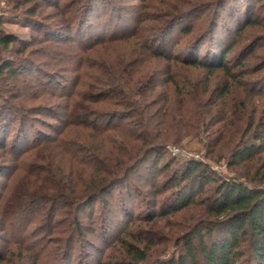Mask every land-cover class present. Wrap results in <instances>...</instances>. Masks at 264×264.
<instances>
[{"label": "rangeland", "instance_id": "374dc122", "mask_svg": "<svg viewBox=\"0 0 264 264\" xmlns=\"http://www.w3.org/2000/svg\"><path fill=\"white\" fill-rule=\"evenodd\" d=\"M220 5L219 0H0L1 32L18 38L2 55L14 59L16 64L20 57L26 59L24 65L32 64L31 73L21 72L18 79L7 76L0 80V104L10 101L26 113L28 123L22 128V134L27 135L22 138L29 136L13 149L11 146L20 133V124L16 115H5L10 133L6 137L8 146L0 145V257L4 260L0 264H31L30 244L41 247L56 264H118L124 255L118 246L119 239L129 232L138 237H146L147 233L149 237L152 231L156 233L158 244L154 247L158 252L150 251L152 259H167L180 251L183 240L177 239L178 236L187 227L208 217L205 202L214 188L213 182L200 180L192 184L191 180H183L185 165L192 161L202 162L219 180L240 172V168L228 160L229 152L218 153L216 149L213 153V147L206 145L222 125L215 119L209 118V129L200 134L194 130L178 142L156 148L118 184L77 209L58 194L56 200L51 194L42 201L35 200L33 191L37 190L30 189V183L50 174L60 181H73L84 171L90 173V167L79 161L95 156L91 153L97 140L93 145L87 142L96 135L90 123L107 128L129 121L111 117L115 109L125 111L126 108L118 103L128 100L114 97L111 82L107 81H110L108 71L131 70L144 58L142 41L129 43L119 38L126 32L140 30L144 37H154L155 46L181 56L193 52L196 46L201 56L203 53L215 56L230 48L226 63L236 71V63L245 57L242 64L248 74L242 81L249 88L264 89V0H229L226 5ZM244 12L247 17L252 16L256 24L236 34L233 19L240 20L242 26L240 16ZM16 13L21 14L18 17ZM168 17L172 22L163 27V20ZM187 25L193 27V32L181 36V27ZM213 29H216V38L212 39ZM220 40H224L221 48ZM20 46L26 50L19 52ZM164 64L165 61L157 59L151 61L152 68L145 81L139 84L138 92L164 100L165 94L161 92L170 90L164 82ZM140 69L141 74L146 73L147 63ZM136 72L138 75L139 71ZM183 75L191 83L189 91L192 88L201 91L206 79L210 81L213 93L206 107L211 109L214 105L210 103L218 99L220 88L228 81L222 73L207 78L189 70ZM111 94L116 104L110 106L101 102ZM74 103L84 115L85 111L97 112L74 119L72 115L78 113V110L71 112ZM181 116L173 121L178 119L180 124L189 121L185 115V118ZM151 119L160 122L157 129L163 128L162 116L155 109L151 110ZM73 121L84 122L74 126L71 125ZM174 122L173 125L179 124ZM61 137L64 142L60 141ZM60 143L80 145L87 150V155L75 158L66 155ZM220 155L225 156L219 158ZM84 187L86 185L80 184L77 189ZM181 187L188 196L194 195L195 203L178 211L167 210L168 215H163V208L171 209L169 204ZM76 217L81 221L80 231L72 229ZM67 247L68 252L59 261ZM164 247L166 250L162 252Z\"/></svg>", "mask_w": 264, "mask_h": 264}, {"label": "trees", "instance_id": "16d2710c", "mask_svg": "<svg viewBox=\"0 0 264 264\" xmlns=\"http://www.w3.org/2000/svg\"><path fill=\"white\" fill-rule=\"evenodd\" d=\"M31 1L33 0H27V2ZM219 1L222 2L221 7L226 5L229 0ZM244 13L240 16L243 18L242 26L240 20L233 19L236 34H241L245 28L256 24L255 20L251 18L252 16L247 17V14ZM19 14L21 13H16V16L19 17ZM26 16L29 20V15ZM170 18L163 20V25L162 23L161 25L164 27L172 22ZM215 30L213 29L211 32L212 39L216 38ZM133 32H126L119 38L125 39L129 43L142 41V45L144 44V58L134 66L139 74L136 75L138 72L134 71V68L131 70L122 69V71L111 70L107 73L110 78V81H107L111 82L113 96L120 97L121 101L128 100L126 103H118L126 108L125 111L115 109L116 111L111 113V117L127 118L129 121L113 126L108 125L107 128L98 123H90L91 129L96 135L87 142H91L93 145L97 140L96 146H92L93 153H91L97 157L94 156L91 160L84 158H82L84 160H79L85 167H90V173L86 174L84 171L85 174L82 172L81 176L73 181L65 179L60 181V178L52 174L45 178H37L39 180L34 179L30 183V189L37 190L33 191L35 200L42 201V198L47 194L53 195L55 199L58 194L74 204L73 209L90 204L108 187L114 186L124 179L123 177L128 171L156 148L171 142H178L183 137L193 134L194 130H197L196 134H200L201 131L209 129L207 125L209 118L215 119L222 125L217 128L215 137L209 139L206 145L208 148L213 147V153L216 149L218 153L229 152L228 160L232 165L240 168L239 174L219 180L213 172L207 170L208 166L202 162H189L185 165L183 180H191L192 184H196L200 180L204 183L213 182L214 188L205 202L208 207V217L200 221L199 224L197 221L196 224L182 231V235L177 238L183 240L180 251L167 259L158 257L152 259L150 257L152 256L150 251L156 250L154 245L158 244L156 243L157 235L153 231L149 237L148 233L146 237L143 235L134 236L131 232L127 233V236H122L119 239L118 246L123 250L124 255L118 264H264V89L249 88L242 81V77H246L248 74L247 68L245 69L242 64L245 57L241 62L236 63V71L226 63V56L230 54V48L218 52L215 56L213 53H207V56L203 53L204 56H201L200 49L196 46L193 52L181 56L174 51H166L155 46L157 42H154V37L150 38L149 35L144 37L140 30ZM192 32L193 27L191 26L181 27V36ZM16 41H18L16 35L4 31L0 33V80L7 76L18 79L21 72L31 73L29 67L32 64L24 65L26 59L20 57L21 59L19 58L16 64L14 59L2 55V52L8 50ZM223 42L224 40H220V48L221 45H224ZM23 46H20L19 52L26 50ZM253 50L252 48V54ZM213 52L215 51L213 50ZM154 59L166 62L163 69L164 82L170 87V90L161 92L165 94L163 101L155 95V97H149V95L137 91L139 84L145 81L149 69L152 68L150 64ZM145 63H147L148 70L141 74L140 68ZM189 70H193L200 76L203 74L207 78L220 73L228 77V81L220 88L218 99L210 103L212 106L214 105L212 109L206 107L213 93L208 84L210 81L206 79V82L203 83L206 86L204 88L202 84L204 89L201 86V91H198L200 88H192L193 90L189 91L191 83L187 76L183 75ZM218 89L219 87L216 91ZM112 94L106 95V98L101 102L105 101L110 106L116 104L117 100ZM139 107L142 110H138ZM152 109L162 116L163 128L157 129L160 122L152 121ZM76 110L78 113L74 112ZM185 110L187 114H185ZM92 111L90 113L85 111L84 115V111L79 113L76 103L71 107V112L75 113L72 115L74 119H76L75 117H86V113L90 116L97 112ZM11 114L16 115L20 124L18 128L20 133L17 134L11 146L13 149H17L18 145L29 139V136L22 138L24 134L27 135L26 133L22 134V130H24L22 128L26 127L28 122L26 113L10 101L6 105L0 104V145L8 146L6 137L10 131L9 121L5 115L10 116ZM178 115H183L181 118L185 115L189 121L180 124L181 121L176 119L177 122H174V118H177ZM83 122L73 121L71 125H81ZM173 122L179 124L173 125ZM88 124L86 126L89 127ZM63 139L64 137H61L60 141L64 142ZM60 145L66 155H72L73 158L76 155L82 157L87 155L85 154L87 150L81 148L80 145L73 143L68 145L60 143ZM119 155L124 157L121 158ZM224 156L220 155L219 158H224ZM96 161L98 162L95 163ZM155 166L154 164L153 167ZM78 170L80 171L79 168ZM80 184L86 185V187L77 189ZM192 195L188 196L181 187L174 194L172 203L169 204L171 209L163 208L162 214L168 215L170 210L178 211L195 203V197ZM62 198L60 199L63 200ZM207 201L209 202L207 203ZM72 229L82 230L78 217L73 221ZM28 247L31 248V264L32 262L41 264V261L44 264H56V261L50 260V256H46L47 253L37 244H30ZM68 249L67 247L62 251L59 261L64 258ZM164 250L166 247L162 249V252ZM150 258L153 262H150ZM0 261L3 262V258L0 257ZM104 264L114 263L106 262Z\"/></svg>", "mask_w": 264, "mask_h": 264}]
</instances>
